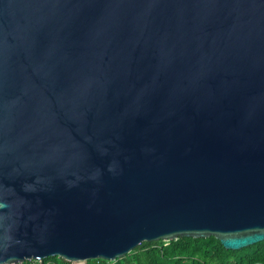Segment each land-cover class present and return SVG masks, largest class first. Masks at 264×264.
I'll list each match as a JSON object with an SVG mask.
<instances>
[{"label": "water", "instance_id": "obj_1", "mask_svg": "<svg viewBox=\"0 0 264 264\" xmlns=\"http://www.w3.org/2000/svg\"><path fill=\"white\" fill-rule=\"evenodd\" d=\"M264 241V0H0V264Z\"/></svg>", "mask_w": 264, "mask_h": 264}, {"label": "trees", "instance_id": "obj_2", "mask_svg": "<svg viewBox=\"0 0 264 264\" xmlns=\"http://www.w3.org/2000/svg\"><path fill=\"white\" fill-rule=\"evenodd\" d=\"M23 264H264V241L234 251L227 250L215 237H181L172 241L144 242L115 261L70 262L51 256Z\"/></svg>", "mask_w": 264, "mask_h": 264}]
</instances>
